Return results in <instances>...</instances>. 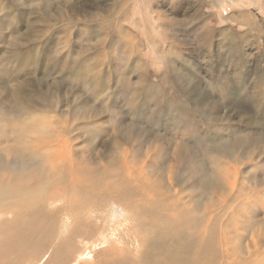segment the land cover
Here are the masks:
<instances>
[{
    "label": "rangeland",
    "instance_id": "rangeland-1",
    "mask_svg": "<svg viewBox=\"0 0 264 264\" xmlns=\"http://www.w3.org/2000/svg\"><path fill=\"white\" fill-rule=\"evenodd\" d=\"M17 54L23 56L24 68L18 66ZM77 70L89 76L85 80L89 84ZM92 77L99 81L98 88L92 87ZM263 82L264 0H0V116L17 111L16 99L9 103L14 97L23 105L66 115L74 130L70 143L75 157L102 174L117 169L113 158L124 149H138L137 163L143 164L150 152L161 148L170 177L177 163L175 153L184 145L186 157L194 159L204 174L219 171L213 203L226 198L234 207L246 205L238 215L224 214L238 222L223 231L217 226L213 244L207 238L208 255H216L222 264L244 263L227 258L228 250L235 259L264 262V141L258 144L259 135L238 134L256 133L248 125L250 117L264 119L263 100L260 112L249 97L260 96L258 87L264 89ZM81 112L89 118L76 126L85 120ZM159 119L168 126L159 125ZM115 127L132 132L120 142L111 141ZM190 130L192 137L185 134ZM0 131L8 133L5 128ZM240 137L257 145L249 146L248 152L232 150L229 157L224 155L227 162L214 151ZM184 172L173 179L177 177L189 193L192 182L184 180L189 178ZM253 176L259 177L253 180ZM86 199L72 192L43 202L45 209H55L58 218L60 206L70 205L74 226L81 213L88 223L102 215L91 201L79 202ZM102 204L110 235L125 206L108 200ZM246 221L254 224L248 232L241 225ZM128 225V230H118L119 226L115 230L121 241L137 246L138 227L134 222ZM227 238L232 239L229 246ZM36 256L30 255L32 264L49 263Z\"/></svg>",
    "mask_w": 264,
    "mask_h": 264
},
{
    "label": "bare ground",
    "instance_id": "bare-ground-1",
    "mask_svg": "<svg viewBox=\"0 0 264 264\" xmlns=\"http://www.w3.org/2000/svg\"><path fill=\"white\" fill-rule=\"evenodd\" d=\"M15 59L19 60V67L25 66L22 55L17 54ZM79 71L80 70H77L78 73H80ZM69 73H73V70H70ZM82 74L79 75V77L81 80L83 79L82 81L85 83V80L89 76ZM98 82L99 81H96L94 77H92V82L90 83L93 84L92 87L98 88ZM86 83L89 84V81ZM258 88L260 89L258 92L260 96L257 95L256 99L252 95L249 97H251L250 100L254 104L258 105L260 112H263L264 89L260 88V86ZM22 91L23 90L20 92ZM13 99L14 98H10L9 103H11ZM24 106L32 110H40L32 108L27 104H24ZM56 113L63 117L62 123L66 130V135L63 137L62 141L56 145L57 156L63 168L60 179L53 185L59 187L54 188L52 186L51 192L49 189L45 198H52L54 195L70 194L73 192V194L76 193L78 196L81 195L87 198L83 201L79 200L81 204H87L85 202L89 200L92 204L97 207L99 206L101 208L99 212H102V215L98 218L91 219L93 221L88 223L86 222V218L82 219L81 213V218L79 220L77 219L79 222L73 226L71 220L73 212L68 211L70 205L69 207L64 205L62 207L60 206L61 216L58 218L55 211H50L48 210L49 208L45 209L43 201L39 203H23L13 200L0 191V264H32L33 262H30V258L32 257H30V255L34 254L35 256L38 255L36 256L37 260H41L39 257L41 256L43 261H49L47 264H72L73 262V264H222L219 258L216 260V255H208L210 244L207 238L210 237L212 242V237L214 236L212 233L217 229V226H222L223 228L221 231H223L225 228L236 224L238 222L237 218L227 217L224 214L234 213L238 215L239 211L242 212L240 209L246 207V205H236V207H234L226 198L223 199L220 204H218L217 201V204L213 203L214 201L211 197H214V183L215 179L219 176V171L215 169L211 174L206 172L204 174L194 159L186 157L184 145H182L179 150L177 149L178 151L175 153V160L177 163L173 165V173L170 177L168 176L170 171L166 170L168 160L165 158V154L162 156L160 155L161 152H163L161 148L157 151L150 152V157H147V159L143 161V164L137 163L139 157L138 149L127 148L122 151L120 157H114V155H112L114 157L113 160L118 162L115 171H106L104 174L99 173L97 170L92 171L86 165L85 160L75 157L77 153L71 148L70 131H74L70 128L72 125L71 120H69L66 115L58 113L57 111ZM81 113L85 120L79 121L76 123V126L84 122L87 123V119L89 118L85 112ZM130 120H132V117ZM263 120L264 119L259 118L257 115L250 117L248 119V125L250 128H253L256 133L241 131L238 132V134L241 136L245 134L249 136L259 135L262 138L259 140L258 144L262 143L264 141ZM260 121L262 123H260ZM157 123L159 125L161 124L164 128L168 126V124L164 123L161 119H159ZM10 124V116H0V128H5L8 131L7 134L0 131V149H8L13 143V129L10 127ZM115 129L116 140L112 139L111 141L120 142L124 140L128 132H132L129 130L127 133H123L119 127H115ZM193 132L194 131L190 130L185 134L192 137L194 134ZM182 133L184 134V132L181 131V134ZM234 136L239 137V135L233 134V137ZM175 137L177 139V136ZM71 139L73 140L72 137ZM172 140H174V138H172ZM227 144V147L222 144L221 146L223 147L219 145L215 149L213 148L217 154L221 155V158L226 160V162L227 158L230 156L229 152L232 150L246 148L248 152V150L252 148L249 146L257 145V142L252 141L251 143H246L242 141L240 137L238 140L232 139L230 143ZM188 146L190 145L188 144ZM118 148L121 147L119 146ZM225 154H228V157H225ZM217 159L218 158H216V161ZM110 164L109 162L108 166ZM181 171H185V176L189 177H185L184 180L186 182L187 180L192 182V189L189 193H187L185 190L186 188L179 183L177 177L173 179L174 175L178 172L181 173ZM223 173H225V171H223ZM255 177L259 176H253L251 179L254 180ZM177 185L182 186L183 189H175ZM209 194H211V196ZM185 196L188 200L185 199ZM104 200L118 201L132 210L134 215L133 222L138 227V229L136 228L138 231L137 238H139L137 241H140L138 244L136 243L137 246L130 243L129 240L121 241L117 233L118 231H116L117 227H115V231L108 235L109 227L105 229L104 225L107 214H104L102 211L104 209L102 204ZM240 201L241 199L236 200L237 203ZM230 205L233 208L229 207ZM12 207L14 209H12ZM259 210L260 209H258V211ZM81 211H83L84 214L85 209L82 208ZM75 212V214H77L78 211ZM91 212L96 213V209ZM10 216L12 219L9 218ZM76 217H74L75 220ZM251 217H253L252 219L254 221L255 213H253ZM247 222L248 221H246L247 225L244 223L241 224L246 226V232H248L252 225L254 226L253 223ZM113 227L110 229L113 230ZM124 228H127V230L129 229L128 223L119 225L118 230H123ZM233 228L234 227L231 229L233 230ZM202 232L203 235L201 234ZM217 232L219 231L217 230ZM224 233L222 234L225 235ZM220 234L221 232H219V235ZM124 235H122L123 238ZM232 235L231 233V236ZM239 239H242V237L238 238L237 241H239ZM231 240H229V238L225 240L228 246L231 244ZM80 242L82 243L80 244ZM96 243L99 245L101 244V246L96 245ZM44 244L48 246L44 247ZM123 245H125V247ZM96 249L98 250L96 251ZM227 249L225 251H227ZM228 251L227 258L229 259L233 258L234 261L239 263H243L244 261L243 264H257L255 261L244 259L242 256L235 259ZM74 255L77 256L73 259ZM79 256H83L84 259L82 258L81 260L75 261ZM36 259L31 260L37 261ZM239 259L241 260L238 261ZM258 264H264V262L260 263L259 261Z\"/></svg>",
    "mask_w": 264,
    "mask_h": 264
},
{
    "label": "clouds",
    "instance_id": "clouds-1",
    "mask_svg": "<svg viewBox=\"0 0 264 264\" xmlns=\"http://www.w3.org/2000/svg\"><path fill=\"white\" fill-rule=\"evenodd\" d=\"M14 99L18 109L10 116L13 143L0 149V191L19 202L39 203L62 175L56 145L66 135L63 117L49 109L32 110ZM133 219L132 210L124 207L113 231Z\"/></svg>",
    "mask_w": 264,
    "mask_h": 264
}]
</instances>
